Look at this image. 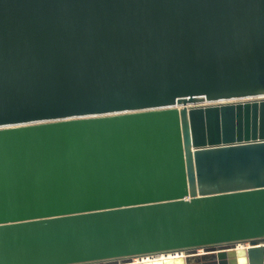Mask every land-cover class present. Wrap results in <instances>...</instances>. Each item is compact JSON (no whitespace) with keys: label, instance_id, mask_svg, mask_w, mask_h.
Segmentation results:
<instances>
[{"label":"water","instance_id":"obj_1","mask_svg":"<svg viewBox=\"0 0 264 264\" xmlns=\"http://www.w3.org/2000/svg\"><path fill=\"white\" fill-rule=\"evenodd\" d=\"M243 178L264 202V0H0V199L15 210L56 183L84 203L155 181L182 185V207L228 206L235 186H187ZM246 235L85 262L264 264V211Z\"/></svg>","mask_w":264,"mask_h":264},{"label":"bare ground","instance_id":"obj_2","mask_svg":"<svg viewBox=\"0 0 264 264\" xmlns=\"http://www.w3.org/2000/svg\"><path fill=\"white\" fill-rule=\"evenodd\" d=\"M236 147L210 148L205 152L233 151ZM256 184L257 181L243 178L187 186L186 194L196 190L195 194H210L208 197L221 196L219 191L235 186L228 206L212 201L182 207L183 186L165 181H155L131 195L93 197L84 203L73 202L72 196L66 197V185L56 183L52 193L40 203L41 208L22 206L17 211L0 199V264H86L89 258L147 251L148 254L133 259L138 262L173 258L182 255L184 249L202 252L204 247L229 242L242 246L247 237L246 227H257L264 211L262 197L251 195ZM60 197L68 200L55 205L54 200ZM125 204H133L129 206L133 210ZM128 211L135 214L129 215ZM197 217L201 219L195 220ZM134 224L140 227L125 230Z\"/></svg>","mask_w":264,"mask_h":264},{"label":"rangeland","instance_id":"obj_3","mask_svg":"<svg viewBox=\"0 0 264 264\" xmlns=\"http://www.w3.org/2000/svg\"><path fill=\"white\" fill-rule=\"evenodd\" d=\"M244 101H247V100H244Z\"/></svg>","mask_w":264,"mask_h":264}]
</instances>
